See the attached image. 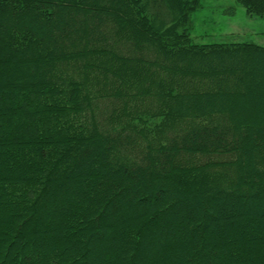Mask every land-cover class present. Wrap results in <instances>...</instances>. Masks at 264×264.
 <instances>
[{
  "label": "trees",
  "instance_id": "trees-1",
  "mask_svg": "<svg viewBox=\"0 0 264 264\" xmlns=\"http://www.w3.org/2000/svg\"><path fill=\"white\" fill-rule=\"evenodd\" d=\"M199 7L0 0V264H264V45Z\"/></svg>",
  "mask_w": 264,
  "mask_h": 264
},
{
  "label": "rangeland",
  "instance_id": "rangeland-1",
  "mask_svg": "<svg viewBox=\"0 0 264 264\" xmlns=\"http://www.w3.org/2000/svg\"><path fill=\"white\" fill-rule=\"evenodd\" d=\"M188 24L196 43L254 42L264 45V17L249 14L237 0H200V7L191 13ZM152 105L153 102L148 103L144 108L147 111L134 120L138 128L144 129L141 134L143 144L148 141L146 135L163 134L165 137L168 129L165 125L160 126L165 124V113L151 114V111H157L150 110Z\"/></svg>",
  "mask_w": 264,
  "mask_h": 264
}]
</instances>
